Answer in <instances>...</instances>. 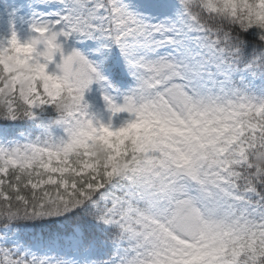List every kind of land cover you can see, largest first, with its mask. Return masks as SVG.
Masks as SVG:
<instances>
[{
  "label": "snow or ice",
  "instance_id": "6c2138e0",
  "mask_svg": "<svg viewBox=\"0 0 264 264\" xmlns=\"http://www.w3.org/2000/svg\"><path fill=\"white\" fill-rule=\"evenodd\" d=\"M0 264H264V0H5Z\"/></svg>",
  "mask_w": 264,
  "mask_h": 264
},
{
  "label": "trees",
  "instance_id": "16d2710c",
  "mask_svg": "<svg viewBox=\"0 0 264 264\" xmlns=\"http://www.w3.org/2000/svg\"><path fill=\"white\" fill-rule=\"evenodd\" d=\"M4 3V0H0V5H2Z\"/></svg>",
  "mask_w": 264,
  "mask_h": 264
}]
</instances>
